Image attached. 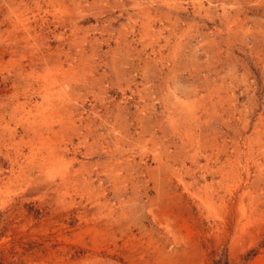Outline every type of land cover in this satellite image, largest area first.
Wrapping results in <instances>:
<instances>
[{
    "label": "rangeland",
    "instance_id": "obj_1",
    "mask_svg": "<svg viewBox=\"0 0 264 264\" xmlns=\"http://www.w3.org/2000/svg\"><path fill=\"white\" fill-rule=\"evenodd\" d=\"M0 264H264V0H0Z\"/></svg>",
    "mask_w": 264,
    "mask_h": 264
}]
</instances>
